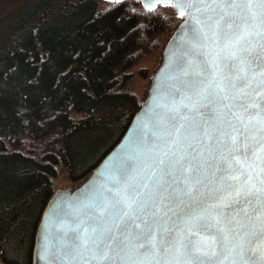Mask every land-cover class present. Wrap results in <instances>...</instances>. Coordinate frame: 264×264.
<instances>
[{
    "label": "snow or ice",
    "instance_id": "snow-or-ice-1",
    "mask_svg": "<svg viewBox=\"0 0 264 264\" xmlns=\"http://www.w3.org/2000/svg\"><path fill=\"white\" fill-rule=\"evenodd\" d=\"M185 19L138 133L36 264H264V0H156Z\"/></svg>",
    "mask_w": 264,
    "mask_h": 264
},
{
    "label": "trees",
    "instance_id": "trees-1",
    "mask_svg": "<svg viewBox=\"0 0 264 264\" xmlns=\"http://www.w3.org/2000/svg\"><path fill=\"white\" fill-rule=\"evenodd\" d=\"M95 8L30 0L9 25L14 35L0 50V264H34L57 168L82 185L140 109L125 74L166 20L125 1L96 17Z\"/></svg>",
    "mask_w": 264,
    "mask_h": 264
},
{
    "label": "rangeland",
    "instance_id": "rangeland-1",
    "mask_svg": "<svg viewBox=\"0 0 264 264\" xmlns=\"http://www.w3.org/2000/svg\"><path fill=\"white\" fill-rule=\"evenodd\" d=\"M30 0H0V50L8 44L14 31L10 29V23L19 17L21 10ZM76 1V0H75ZM85 3H95L94 16H98L116 5V2L105 0H79ZM126 5L133 11H143L141 6L133 0H125ZM167 23L166 30L154 38L151 42V50L141 56L134 67L127 72L125 90L132 94L141 106L151 86V80L162 61L163 51L172 35L180 25L182 18L172 13L170 7L156 8ZM81 184L71 183L66 171L62 167L57 168L56 177L52 180L54 195L58 193L73 192ZM53 195V196H54Z\"/></svg>",
    "mask_w": 264,
    "mask_h": 264
},
{
    "label": "water",
    "instance_id": "water-1",
    "mask_svg": "<svg viewBox=\"0 0 264 264\" xmlns=\"http://www.w3.org/2000/svg\"><path fill=\"white\" fill-rule=\"evenodd\" d=\"M105 1L120 3L125 0H105ZM133 1L138 3L144 11H149L147 5L156 3V0H133ZM161 6H164V4L159 3L155 7V9ZM170 9L172 13L178 15L177 12L172 7H170ZM184 23H185V19L182 18V21L178 26L176 33L170 38L169 42L167 43L163 51L162 61L153 75L149 93L147 94L144 102L140 106L138 113L132 119L126 133L118 142V144L105 156V158L102 160V162L93 172V174L79 188H77L73 192L67 191L65 193H58L53 196L51 202L49 203L47 209L44 212L36 236V244L34 250V264H36L38 253L43 245V236L45 229L46 228L49 229L53 236L57 231V225L59 221L57 219H52L50 222V216L53 212V209L56 208L58 210H63L65 212L70 211L68 205L76 203L79 199H83L85 195H87L94 187H96V185H98V183L103 179L101 174L105 172L109 162L113 161V159L116 157L122 156L126 150V147L129 145V141L138 133V128L141 119L145 116L149 106L152 105L157 90L165 86L167 65L169 63V59L171 57L172 52L175 51L180 46V37L184 32L182 25H184ZM41 264H43V262H41Z\"/></svg>",
    "mask_w": 264,
    "mask_h": 264
}]
</instances>
